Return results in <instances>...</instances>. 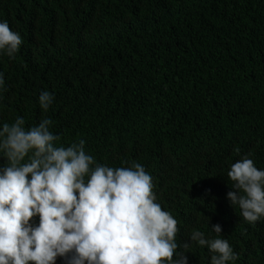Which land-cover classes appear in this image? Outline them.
<instances>
[{"label":"trees","instance_id":"16d2710c","mask_svg":"<svg viewBox=\"0 0 264 264\" xmlns=\"http://www.w3.org/2000/svg\"><path fill=\"white\" fill-rule=\"evenodd\" d=\"M0 22L22 38L14 59L0 50V128L48 118L54 146L83 139L99 164L143 165L177 220L174 259L211 264L190 240L201 231L224 234L237 256L227 264H264V218L187 221L231 204L237 151L264 170V0H0Z\"/></svg>","mask_w":264,"mask_h":264},{"label":"clouds","instance_id":"9594fccd","mask_svg":"<svg viewBox=\"0 0 264 264\" xmlns=\"http://www.w3.org/2000/svg\"><path fill=\"white\" fill-rule=\"evenodd\" d=\"M21 44L19 33L0 22V50L14 59ZM53 99L43 91L40 107L47 111ZM24 124L17 117L0 128V264H56L58 257L65 264H187L183 254L174 259L177 220L156 202L143 165L99 164L86 154L83 139L54 146L59 137L49 130L51 119L27 130ZM246 155L239 150L228 162L231 204L220 212H190L191 229L206 216L219 223L223 211L248 225L264 218V170ZM211 228L217 236L222 232L219 224ZM190 240L207 246L211 264L237 259L223 233L206 239L193 231Z\"/></svg>","mask_w":264,"mask_h":264}]
</instances>
